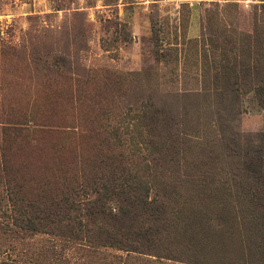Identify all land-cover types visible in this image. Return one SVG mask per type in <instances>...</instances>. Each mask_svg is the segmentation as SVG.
Here are the masks:
<instances>
[{
  "label": "rangeland",
  "instance_id": "1",
  "mask_svg": "<svg viewBox=\"0 0 264 264\" xmlns=\"http://www.w3.org/2000/svg\"><path fill=\"white\" fill-rule=\"evenodd\" d=\"M263 83L264 0H0V212L50 200L105 161L145 175L163 217L160 243L129 258L0 230V260L263 264L264 208L244 193L261 186L249 161L264 145ZM133 108L143 125L159 112L157 147L153 132L139 151L111 136Z\"/></svg>",
  "mask_w": 264,
  "mask_h": 264
},
{
  "label": "trees",
  "instance_id": "2",
  "mask_svg": "<svg viewBox=\"0 0 264 264\" xmlns=\"http://www.w3.org/2000/svg\"><path fill=\"white\" fill-rule=\"evenodd\" d=\"M215 83L220 87L218 78ZM221 84V88L230 85ZM256 91L258 100L264 103V83L258 84ZM158 115L157 111L149 113V124L143 125L141 119L147 120L145 111L137 114V108L128 109L119 120L120 124L113 125L108 131L111 136L120 133L129 137L135 151L140 149V140L153 132L148 142L155 148L163 141ZM155 136L161 141L157 143ZM249 167L261 181V186L255 183L253 190L250 188L244 193L251 202L264 208V145L257 150L256 156L251 157ZM152 190L151 181L137 169L100 162L89 178L61 189L50 200L20 206L11 212L1 211L0 230L48 234L73 244L85 257H99L102 249L110 247L125 251L129 258L134 252L152 251L154 245L160 243L156 234L163 217L159 218ZM161 195L168 202L171 191L163 186ZM261 238L263 241L256 250L264 264V227ZM0 264L18 263L1 259Z\"/></svg>",
  "mask_w": 264,
  "mask_h": 264
}]
</instances>
